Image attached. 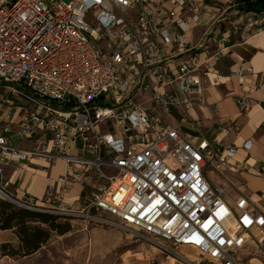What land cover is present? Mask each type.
<instances>
[{"label": "built area", "instance_id": "2783aa9c", "mask_svg": "<svg viewBox=\"0 0 264 264\" xmlns=\"http://www.w3.org/2000/svg\"><path fill=\"white\" fill-rule=\"evenodd\" d=\"M202 4L0 0V114L8 118L3 129L16 124L19 136L42 139L24 147L0 132V196L119 227L185 264H246L252 248L264 260V211L248 194L231 197L227 185L207 177L209 169L223 173L237 147L219 149L167 120L172 107L185 120L206 89L200 53L216 63L223 48L211 52L207 43L198 49L188 42L190 23L181 8L190 6L196 24ZM206 13L221 17L210 8ZM234 33L244 38L238 17L229 19L228 36L219 41ZM16 96L34 105L17 103ZM238 102L247 109L249 94ZM77 136L91 156L69 152ZM37 155L64 156L75 177L95 172L99 181L84 209L63 199L45 206L13 195L5 166Z\"/></svg>", "mask_w": 264, "mask_h": 264}, {"label": "crops", "instance_id": "0c3cea01", "mask_svg": "<svg viewBox=\"0 0 264 264\" xmlns=\"http://www.w3.org/2000/svg\"><path fill=\"white\" fill-rule=\"evenodd\" d=\"M194 1L201 3L202 0ZM204 3L201 7L202 21L196 24L190 17V6L181 8L190 23L186 33L188 42L198 49L207 43L211 52L218 45L223 48L216 63L211 62L204 52L200 53L206 89L199 102L190 106V114L185 120H182L178 108V116L171 114L167 120L180 124L193 134L207 137L219 149L234 144L236 152L224 164L223 173L209 169L207 177L214 184L227 185L231 197L248 194L254 206L264 211V9L240 12L235 0H204ZM206 8L220 14V19L209 17ZM232 17L241 21L244 38L234 33L230 40L220 42V37L228 36V22ZM244 94L250 96L247 109H242L238 102ZM6 117L4 112L0 114V132L9 135L14 144L24 147L41 144L42 139L38 135L32 139L19 136L16 124L12 130L5 131ZM69 152L91 156L85 151L82 136L71 141ZM89 173L92 176H73L64 156L49 160L37 155L20 163L11 160L5 166V177L11 182L9 189L17 198L45 206L55 205L63 199L79 209H84L91 201L99 181L94 171ZM65 219L70 221L71 229L63 233L52 230L51 237L33 253L1 255L0 264H76V230L82 231L94 221H86L81 216L61 217V220ZM109 234L112 232L106 231L103 235ZM119 236V242H113L115 247H125L127 251L123 252H130L135 261L142 255L141 264H185L174 258L172 261V257H162L155 246L145 242L126 246L136 241L123 230ZM3 242L19 247L21 241L16 229L0 228V244ZM253 250L245 258V263L264 264Z\"/></svg>", "mask_w": 264, "mask_h": 264}, {"label": "trees", "instance_id": "16d2710c", "mask_svg": "<svg viewBox=\"0 0 264 264\" xmlns=\"http://www.w3.org/2000/svg\"><path fill=\"white\" fill-rule=\"evenodd\" d=\"M244 10L264 9V0H237ZM60 214L44 210L30 209L0 196V228H14L20 237V245L11 242L0 244V256L9 254H29L38 250L52 235V230L60 233L71 229L68 219L61 220Z\"/></svg>", "mask_w": 264, "mask_h": 264}, {"label": "rangeland", "instance_id": "374dc122", "mask_svg": "<svg viewBox=\"0 0 264 264\" xmlns=\"http://www.w3.org/2000/svg\"><path fill=\"white\" fill-rule=\"evenodd\" d=\"M16 102H23L26 107H32V105H34L32 101H27V99L24 101V98L21 96L17 97ZM170 112L173 115L178 116L177 108L172 107ZM102 125V123H99L98 127H101ZM113 172L115 171H109V173ZM102 180L107 181V179ZM120 229L121 228L115 226L112 227L109 225H102L98 222H91L84 230H76V264H141V261L143 260L142 255H140L139 259L135 261L131 258L132 254L130 252H123L127 251L125 247H115L116 245L114 244H117V242L121 239L119 233L122 229ZM106 231H111L112 234L107 236L105 235V237L103 234H106ZM104 239H107L109 243H107ZM110 242H112V244L114 242V244L111 245ZM136 243H139V241L130 242L126 246L131 247L136 245ZM156 249L158 250V248ZM188 252L192 256H198V254L193 250H188ZM159 254L162 257L166 256L160 251ZM171 260L174 261L173 258H171Z\"/></svg>", "mask_w": 264, "mask_h": 264}]
</instances>
